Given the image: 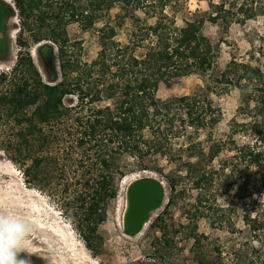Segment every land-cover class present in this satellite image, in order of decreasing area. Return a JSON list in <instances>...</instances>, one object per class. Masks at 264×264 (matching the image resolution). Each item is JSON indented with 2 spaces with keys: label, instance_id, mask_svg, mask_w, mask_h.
<instances>
[{
  "label": "trees",
  "instance_id": "obj_1",
  "mask_svg": "<svg viewBox=\"0 0 264 264\" xmlns=\"http://www.w3.org/2000/svg\"><path fill=\"white\" fill-rule=\"evenodd\" d=\"M185 1L15 0L23 17L18 43L24 51L18 56V64L25 66L27 76L19 79L10 93L0 96V118L5 116L25 125L18 131L21 141L13 159L23 155L29 159L38 154L25 174L33 173L38 180L48 181V168L55 161L39 154L51 143L45 128L63 125L71 111L78 109L75 133L77 148L82 152L80 162L90 173L100 171L91 183L89 199L81 198L90 201L84 217L100 222L107 219L109 211L116 215L123 181L136 172L160 171L158 157L176 166L175 174L169 177L173 189L187 187L210 173L220 186L228 178L233 179L234 172L226 170L222 157L225 139L215 128L221 105L209 94L192 93L166 101L157 95L161 85L171 87L176 79L206 77L212 71L219 52L205 33L206 24L217 25L221 21L222 26L229 28L233 23L231 15L235 14L229 9L238 5L234 1L226 9L225 2L219 5L207 0L208 11L177 14L184 10L181 7ZM246 2L251 3V9L242 22L264 20V0ZM117 4L123 6L126 14L134 10L141 17L140 23L128 31H124L125 20L117 22L118 30L124 31L122 41L111 39L110 27H97L99 15L110 12ZM72 23L79 24L81 36L91 31L100 34L97 55L91 63L81 65L69 59L65 40L67 27ZM261 39V44L252 43L243 61L232 59L220 77L213 79L215 87L206 88L213 91L216 87H230L237 93L244 112L259 115L255 121L259 137L241 147L242 159L252 176L239 183L230 206L226 208L216 199L209 208L214 212L218 230L226 237L216 243L208 236L201 248L217 264H264L260 257H252L264 249V31ZM82 41L74 45L79 46ZM40 43L42 59L54 63L56 70L60 63L62 78L56 83L40 79L39 69L27 51L31 44ZM256 56L259 65L255 64ZM71 74H76L75 80ZM104 84L105 99L97 94ZM106 100L110 106L103 104ZM33 107V114L27 115V109ZM211 158L218 160L217 168L210 166ZM131 159L137 162L136 166H132ZM161 215L154 223L163 231L165 246L172 251L179 245L186 248L182 233L169 231ZM240 239L245 240L246 252L233 254L226 244Z\"/></svg>",
  "mask_w": 264,
  "mask_h": 264
},
{
  "label": "rangeland",
  "instance_id": "obj_2",
  "mask_svg": "<svg viewBox=\"0 0 264 264\" xmlns=\"http://www.w3.org/2000/svg\"><path fill=\"white\" fill-rule=\"evenodd\" d=\"M234 1H237L238 5L229 9ZM222 2H225L226 9L235 14L231 15L233 23L229 28L222 26L221 21L217 25L210 22L206 24L205 33L219 52V57L212 71L207 73L206 77L195 76L189 80L176 79L171 87L161 85L157 95L160 100L166 101L192 93L209 94L216 103L221 105L220 117L215 128L219 132V136L225 139L222 157L226 160V170L234 172L233 179L228 178L220 186L210 173L200 176L187 187L173 189L169 177L175 174L176 166L168 165L164 159L161 160L158 157L157 166L161 170L154 173L164 178L169 186L167 203L164 210L158 215L162 214L161 218L169 231L177 230L182 233L184 239L187 240V247L184 248L179 245L172 251L165 246L163 231L156 228L154 223L158 216L140 238H127L120 230L118 208L116 215L110 211L107 212V222L97 233V236L109 241L110 246L107 245V252L108 249L113 250L122 264L141 259L155 249L167 255L169 264H217L216 260L201 248V244L208 236L213 237L216 243H221V240L226 237L218 230V222L213 215L214 212L209 211V208L214 205L216 199L218 202L226 204V208L228 205L230 206L239 183L244 181L246 177L252 176V170L248 167L247 162L242 159L241 147L254 143L259 137L260 133L255 124L259 115L256 112L251 114L244 112L239 106L237 93L233 92L230 87L223 89L216 87L213 91H208L206 88L208 85L215 87L213 79L220 77L232 59L242 60L246 53L251 50L253 42L261 44L264 20L242 22L246 13L251 9V3L246 2V0H215V3L219 5ZM12 3L16 14H19L16 17L18 27L11 36L13 44L9 54L10 64L6 67H13V63L18 61L19 54L24 51L18 43V36L23 28V17L16 9L15 1ZM181 8L184 10L177 12V14L185 15L187 12L196 10L208 11L209 5L207 0H187ZM127 16L129 18H126ZM120 20H125L126 29L124 31H128L140 23L141 17L134 10L130 11V14H126L123 6L117 4L110 12L102 14V16L99 15L97 27H110L111 39L122 41L124 31L118 30L117 26V22ZM67 33L65 46L69 52V59L71 61L75 59L81 65L91 63L92 58L97 55L100 34L97 31H91V33L81 36V28L78 23L70 24L67 27ZM25 35L29 36L28 33ZM81 39H83L82 44L75 46L74 43ZM40 44H31L27 51L32 55L33 61L39 69L40 79L44 83H52L48 79L46 70L40 68L39 65L36 50ZM257 57L254 61L255 64L259 65L260 60ZM57 70L61 79L60 63H58ZM8 75L13 81L14 77L10 73ZM26 76L27 73L24 77ZM71 78L75 80L76 74H71ZM30 82V89H32L33 80L31 79ZM18 83L19 77H17L16 84L18 85ZM17 85L15 86L12 82L9 90L1 89L0 96L10 93ZM106 89L107 85L104 84L97 90V94L105 99ZM74 101L77 102V97H74ZM109 103L110 101L106 100L103 104L110 106ZM34 109L35 107L27 109L26 114L32 115ZM78 112V109L71 111L65 118L63 125H50L45 128L51 143L41 149L42 152L39 154L48 155L55 161L48 168V181H45V178L38 180L33 173L31 175L25 174V170L34 164L35 159L33 157L38 154L34 153L29 159L25 155L17 157L16 161L15 158L13 159L15 149L21 141L18 131L25 125L20 126L16 120L7 119L5 116L0 118V209L18 221L30 225V230L22 244L23 248L31 253H35L40 239L43 242H50L53 235L62 232L69 239L75 240V237L81 232L79 224L90 205L89 200L84 202L81 201V198L89 199L92 192L91 183L98 178L100 171L95 170L90 173L80 162L82 152L77 148V135L75 133V118ZM131 164L136 166L137 162L131 159ZM210 166L217 168L218 160L211 158ZM137 173L141 172L134 174ZM261 198L264 200V196ZM120 201L121 196L119 203ZM229 243L226 246L233 254L246 252L245 240L229 241ZM254 245H258V242H254ZM248 256L245 257L246 260L249 259L250 256ZM252 257L255 260L260 257L263 261L264 249Z\"/></svg>",
  "mask_w": 264,
  "mask_h": 264
},
{
  "label": "flooded vegetation",
  "instance_id": "obj_3",
  "mask_svg": "<svg viewBox=\"0 0 264 264\" xmlns=\"http://www.w3.org/2000/svg\"><path fill=\"white\" fill-rule=\"evenodd\" d=\"M13 1L0 0V90H9L12 82L16 86L17 77L20 80L25 78V66L19 65L18 61L13 63V67H6L10 64L9 54L13 44L11 36L18 27L16 17L19 14H16L13 8ZM36 55L40 68L43 69L42 64H44L48 76L52 78L56 70L54 63L45 62L38 49ZM6 69L7 71H5ZM9 73L14 77L13 81L10 80ZM22 85L25 88L24 82ZM106 222L107 220L97 222L84 217L79 224L81 232L75 237V240L69 239L62 232H57L50 239V242H43L40 239L35 253L23 248V255L30 259L31 264H122L117 259L116 254L113 253V250L108 249L107 252L106 248L109 241L97 236V233L100 232ZM128 264H169V262L165 253L155 249L152 253L143 256L141 259H135Z\"/></svg>",
  "mask_w": 264,
  "mask_h": 264
},
{
  "label": "water",
  "instance_id": "obj_4",
  "mask_svg": "<svg viewBox=\"0 0 264 264\" xmlns=\"http://www.w3.org/2000/svg\"><path fill=\"white\" fill-rule=\"evenodd\" d=\"M42 45V44H40ZM39 45V46H40ZM43 69L44 64H42ZM58 70L49 81H59ZM168 183L154 172H141L128 176L122 185L119 203V224L124 235L138 239L164 210L168 200Z\"/></svg>",
  "mask_w": 264,
  "mask_h": 264
},
{
  "label": "clouds",
  "instance_id": "obj_5",
  "mask_svg": "<svg viewBox=\"0 0 264 264\" xmlns=\"http://www.w3.org/2000/svg\"><path fill=\"white\" fill-rule=\"evenodd\" d=\"M29 230L30 225L0 209V264H31L22 244Z\"/></svg>",
  "mask_w": 264,
  "mask_h": 264
}]
</instances>
